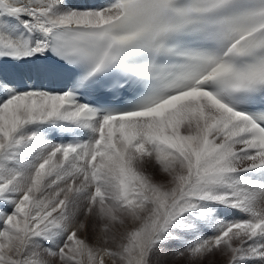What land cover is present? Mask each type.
<instances>
[{"label":"snow or ice","instance_id":"6c2138e0","mask_svg":"<svg viewBox=\"0 0 264 264\" xmlns=\"http://www.w3.org/2000/svg\"><path fill=\"white\" fill-rule=\"evenodd\" d=\"M0 264H264V0H0Z\"/></svg>","mask_w":264,"mask_h":264}]
</instances>
